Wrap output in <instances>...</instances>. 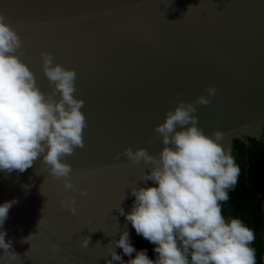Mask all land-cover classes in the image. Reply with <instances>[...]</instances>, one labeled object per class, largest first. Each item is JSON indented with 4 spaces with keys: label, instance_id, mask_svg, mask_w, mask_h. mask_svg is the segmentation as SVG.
<instances>
[{
    "label": "water",
    "instance_id": "water-1",
    "mask_svg": "<svg viewBox=\"0 0 264 264\" xmlns=\"http://www.w3.org/2000/svg\"><path fill=\"white\" fill-rule=\"evenodd\" d=\"M0 14L41 92H52L41 53L76 71L87 122L84 147L63 161L72 190L42 171V157L23 173L0 170V205L15 201L0 227L11 242L0 264H108L124 230L133 245L137 234L119 210H132L131 189L145 186L153 165L123 151L158 156L154 129L180 102L193 103L198 127L221 132L231 154L236 141L264 140V0H0ZM210 86V104H195Z\"/></svg>",
    "mask_w": 264,
    "mask_h": 264
},
{
    "label": "clouds",
    "instance_id": "clouds-1",
    "mask_svg": "<svg viewBox=\"0 0 264 264\" xmlns=\"http://www.w3.org/2000/svg\"><path fill=\"white\" fill-rule=\"evenodd\" d=\"M22 46L16 30L0 14V170L23 173L42 157V171L63 178L64 189L72 190V169L63 161L74 149L84 147L87 127L81 111L84 102L74 96L76 71L54 63L51 53H41L42 70L52 87L45 94L17 55ZM205 91L207 97L199 96L195 104L207 106L217 95L215 87ZM195 113L193 103L185 102L166 113L164 122L154 129L164 145L158 156L148 155L144 148L124 149L123 155L131 162L153 165L142 180L145 186L131 189L132 210L126 214L120 208L119 212L137 235L155 246L156 259H149L146 249L137 251L124 230L119 240L110 242L114 248L108 264H125L117 247L129 257L135 253L127 264H257L254 229L222 212L229 191L238 183L240 167L231 148L224 146L222 133L206 135ZM14 203L0 205V227ZM62 204L75 214L71 203ZM5 236L0 231V249L7 252L11 242ZM88 244L89 239L83 246Z\"/></svg>",
    "mask_w": 264,
    "mask_h": 264
},
{
    "label": "trees",
    "instance_id": "trees-1",
    "mask_svg": "<svg viewBox=\"0 0 264 264\" xmlns=\"http://www.w3.org/2000/svg\"><path fill=\"white\" fill-rule=\"evenodd\" d=\"M240 167V177L230 199L222 204L226 218H239L254 229L257 264H264V140H250V146L236 141L232 154ZM137 251L147 250L149 259L155 260L154 245L137 235L132 245ZM135 257V253L128 261Z\"/></svg>",
    "mask_w": 264,
    "mask_h": 264
}]
</instances>
